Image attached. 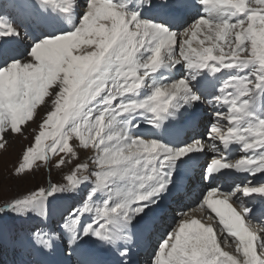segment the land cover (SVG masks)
Returning <instances> with one entry per match:
<instances>
[{
  "label": "snow or ice",
  "instance_id": "snow-or-ice-1",
  "mask_svg": "<svg viewBox=\"0 0 264 264\" xmlns=\"http://www.w3.org/2000/svg\"><path fill=\"white\" fill-rule=\"evenodd\" d=\"M11 9L0 12V153L32 129L13 178L34 176L38 161L71 169L5 200L0 237L5 219L36 221L24 244L40 258L32 264H109L113 252L129 264L133 237L163 228L151 264H264V0H12ZM209 151L197 174L209 190L176 219ZM237 173L229 190L215 187Z\"/></svg>",
  "mask_w": 264,
  "mask_h": 264
},
{
  "label": "rangeland",
  "instance_id": "rangeland-1",
  "mask_svg": "<svg viewBox=\"0 0 264 264\" xmlns=\"http://www.w3.org/2000/svg\"><path fill=\"white\" fill-rule=\"evenodd\" d=\"M32 136H33V130L29 129L27 139H23V138L14 139L12 141V146L8 149V152L0 153V184L3 185V190L0 191V207L4 205L5 200H8L13 196H16L20 192L27 193L29 190H39L40 187H48L51 183L64 182V177L69 173L71 169V165H66L62 170L53 167L51 171H49V168L47 166H44L42 161H38L37 164L40 165V167L34 168V172H35L34 176H29L28 179L24 181H16L13 178L12 173L15 167L20 162L22 150L25 147L30 146ZM196 206L197 204H195L194 207L188 206L186 211H189L192 208L194 209ZM67 210L68 208L62 211V213L60 212L57 213L55 211V216L57 214L62 215ZM56 219L58 220L59 218ZM18 221L21 220L5 219L3 221L6 227V233L10 235V236L8 235V237L10 238L11 242H17L20 241L21 239H27V236L30 234L29 233V229L31 228L30 224L31 222H34V221H29L27 226H25V224H23L24 222H22V225L21 224L18 225L19 224L17 223ZM13 236H16L17 238L14 240ZM8 237L7 235L2 236V240L9 242ZM8 246L9 245H2V243H0V264H7L5 260L7 258L8 259L11 258L9 255L10 248ZM114 256L115 258L117 257L116 255ZM12 258L17 260V256L16 257L12 256ZM30 259H33V257L30 256Z\"/></svg>",
  "mask_w": 264,
  "mask_h": 264
},
{
  "label": "bare ground",
  "instance_id": "bare-ground-1",
  "mask_svg": "<svg viewBox=\"0 0 264 264\" xmlns=\"http://www.w3.org/2000/svg\"><path fill=\"white\" fill-rule=\"evenodd\" d=\"M11 4H12V0H0V12H8L10 13L12 11L11 9ZM208 110L207 108H205L203 114L206 116ZM209 116V115H208ZM207 117H205V122H207ZM144 127H148L147 125H145ZM186 128V129H185ZM183 131H180L182 128H178L176 129L177 131L180 132H184L186 131V134L183 138L181 139H185L187 136L189 137L190 135H195L197 133H203L204 132V128L201 126L198 128V131H192L191 134L188 135V132L191 130V128H187L185 127ZM187 137V138H188ZM197 138H201L200 136H197ZM212 154L210 151L208 153V156ZM240 155H242V153L239 152H234L233 156L234 158H238ZM212 156V155H211ZM211 158V157H210ZM208 161V159H207ZM206 161V162H207ZM200 164L204 165V163H201L200 161H198ZM197 170H195V177H192V181H191V190L190 192L187 194V196L185 197L183 204L179 206L180 210L175 211V218L178 219L181 211L184 212H189L186 211L188 206H192L194 207L195 204L198 203V199L200 198V196L202 195L203 189L201 186H199V184L193 180V178L197 179ZM253 179V178H250ZM258 179V178H257ZM240 182V180H239ZM60 183V182H59ZM228 186L222 190L227 191L229 190V188L231 187L230 183L228 182L227 184ZM176 205H172V208H176ZM68 208L67 205H65L64 207H60L56 209V212H60L62 213V211L66 210ZM193 215L199 216L201 215L200 213H196L193 212ZM58 215V216H57ZM55 217L59 218L61 214H57ZM167 215L169 217H171L172 212L171 210H169L167 212ZM22 222H24L23 224H25V226H27L29 221H18L17 223H19L18 225H22ZM36 223V221L31 222L30 227H33V225ZM168 223L171 224L172 223V219H168ZM174 226V224H173ZM165 227H167V225H165ZM15 231V230H13ZM7 237L9 234H7ZM10 236V235H9ZM164 236V229H160L157 233H155L151 240L145 241V240H139L136 237H133V243L130 246L131 247V251L129 253V257H127L126 259H128L129 264H151V259H152V255H153V250L156 248L157 243L161 242V238ZM9 242H6L5 240H2V237H0V243H2V245H9L8 247L10 248L9 251V255L12 258L17 256V260L16 259H11V258H7L5 261L7 262V264H32V262L36 259H40L39 257L30 255L29 252L26 250V248L24 247V244L26 243V239H21L20 241L17 242H11L10 238L8 237ZM151 243V245H149ZM19 250V251H18ZM231 250V249H229ZM12 254H11V253ZM30 256L33 257V259H30ZM72 258L74 259H79L80 257L76 256L75 254L72 255ZM103 259L107 260L109 262V264H118V261L120 259H125L124 257H121L118 255V258H113L111 257L109 254L107 256H104ZM136 260V261H135Z\"/></svg>",
  "mask_w": 264,
  "mask_h": 264
}]
</instances>
